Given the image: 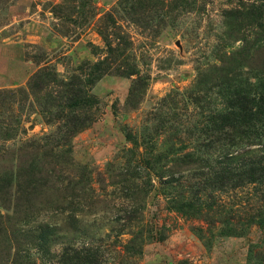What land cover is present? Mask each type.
I'll return each mask as SVG.
<instances>
[{
    "label": "rangeland",
    "instance_id": "374dc122",
    "mask_svg": "<svg viewBox=\"0 0 264 264\" xmlns=\"http://www.w3.org/2000/svg\"><path fill=\"white\" fill-rule=\"evenodd\" d=\"M262 5L0 0V213L18 205L26 218L17 246L42 258L34 241L46 238L47 264L74 239L98 264L264 261V228L252 224L264 186L215 174L236 157L264 164V130L233 153L210 121L234 92L264 93ZM41 71L54 81L33 92ZM66 86L89 90L94 107L82 94L68 105ZM138 229L147 241L133 255L124 246Z\"/></svg>",
    "mask_w": 264,
    "mask_h": 264
},
{
    "label": "trees",
    "instance_id": "16d2710c",
    "mask_svg": "<svg viewBox=\"0 0 264 264\" xmlns=\"http://www.w3.org/2000/svg\"><path fill=\"white\" fill-rule=\"evenodd\" d=\"M262 7L264 6L262 5ZM98 71V66L94 65L91 67V71L86 73L88 85L93 86L95 81L101 78V72L98 73ZM47 81H54L53 75L41 71L33 76L29 83V89L33 92L40 91L45 87ZM65 89L66 90L61 96L65 97L68 105L75 107L76 104H79L81 102L80 94L89 98L92 102V107L96 104L94 102L95 98L89 94V90L87 89H75L69 86H66ZM228 101V105L223 110L212 114L210 121L212 124L216 123L218 126L217 129L220 131L219 134L225 135V138H227L228 143L226 145V150H231L233 153L234 150H236L237 153L243 141L260 139L262 137L260 130H264V93L253 94L249 91L239 90L231 94L230 100ZM71 129L78 132L81 131L83 127L74 126V128L72 127L68 131L70 132ZM214 130L215 129H213V131ZM238 140L240 141L238 142ZM35 144L38 146L37 143H27L24 145V148H33ZM20 150L22 151V149ZM14 162L15 161L12 160V166H14ZM16 164V168L21 170L24 165V160L21 158L20 161H16ZM221 172L229 174V178L236 181L234 187H240L245 184L264 186V164L255 159L254 156L232 158V164L229 162L227 167H222L221 171H216L215 174L219 176V174H222ZM68 183L65 186L67 192L70 190V185H68ZM79 193H82V191H79ZM26 195H28V193ZM79 197L81 196L79 195ZM18 210L19 206L17 205L11 209L6 208L7 214L0 213V233L3 234L0 240L3 239L6 248L4 256H0V264H47L51 260L48 257L49 252L46 249L47 246H49L46 238L41 237L34 241L35 243L38 242L37 251L39 252V256L42 255V258L32 253L29 246H24L25 248L23 249L17 246L20 238L22 236L24 237L25 233L30 232L24 228L26 218L19 217ZM252 224L264 228V202L263 205H261L259 213L253 219ZM142 234L143 232L140 231V229L137 231L130 230L128 235H130L131 238L124 246V250L133 255H139L144 243L147 241ZM226 235L232 234L229 233ZM148 239L150 240L151 238ZM75 241H77V239L72 241V247L63 250L65 253L60 256L62 259L56 262V264H98V260L97 262L94 260L97 253H95L96 251L90 242L83 240L82 242L78 241V244H76ZM68 253L72 254L70 259H68ZM253 259L254 257H251L249 263L252 262ZM259 264H264V261L261 260Z\"/></svg>",
    "mask_w": 264,
    "mask_h": 264
}]
</instances>
